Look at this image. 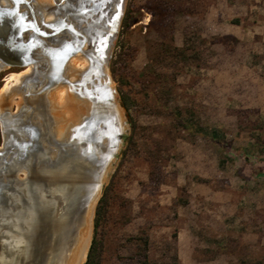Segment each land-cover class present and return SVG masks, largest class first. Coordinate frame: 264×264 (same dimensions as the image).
Instances as JSON below:
<instances>
[{
	"label": "rangeland",
	"instance_id": "rangeland-1",
	"mask_svg": "<svg viewBox=\"0 0 264 264\" xmlns=\"http://www.w3.org/2000/svg\"><path fill=\"white\" fill-rule=\"evenodd\" d=\"M108 53L128 132L95 264H264V0H124Z\"/></svg>",
	"mask_w": 264,
	"mask_h": 264
},
{
	"label": "water",
	"instance_id": "water-1",
	"mask_svg": "<svg viewBox=\"0 0 264 264\" xmlns=\"http://www.w3.org/2000/svg\"><path fill=\"white\" fill-rule=\"evenodd\" d=\"M72 2H83V6L75 10ZM90 2L95 3L89 7ZM123 4L124 0H70L64 8L65 12L68 10L67 17L73 22L85 10L89 13L101 11L102 23L99 25L102 29L99 32L95 28L93 30L97 25L94 22L88 25L89 30L80 32L68 26V38H73L75 34L81 37L86 34V40L94 44L92 39L101 37L94 45L95 52L106 38L109 40L102 47L105 49L108 46L105 54L100 48L99 65H107L110 58L108 52L123 17ZM20 15L14 9L8 12L7 8L0 5V66L33 68L34 76L23 83V87L28 90L24 98L26 103L36 84L41 85L46 80V85L34 95L44 93L47 98L53 88L68 83L60 76L62 66L80 52V48H71L64 53L68 45L65 39L68 38L56 39L57 44L49 46V53L53 58H56V52H60L61 56L56 61L57 69L52 70L48 59L44 62L33 59L32 52L35 49L46 58L47 55L42 42L25 34L29 27L16 24L21 19ZM43 35L41 32L40 36ZM57 35L56 31L51 36ZM97 71L104 76L101 66ZM95 74V70L90 69L85 79L91 81ZM79 85L94 105L68 136L58 139L51 132L52 118L46 98L43 103L45 113L42 115H34V111L28 114V109L21 110L16 120L5 123L4 144L0 151V264H61L66 250L73 247L80 230L88 222L90 210L94 216L104 183L112 173L125 143L128 121L125 113L121 114L120 119L119 113L109 109L113 105L114 91L111 93L107 85L96 90L85 89L83 83ZM96 92L101 93L102 104L97 103ZM39 164L48 166L45 172L37 171ZM20 174L24 176L23 179H19ZM89 248L90 244L88 251Z\"/></svg>",
	"mask_w": 264,
	"mask_h": 264
},
{
	"label": "bare ground",
	"instance_id": "bare-ground-1",
	"mask_svg": "<svg viewBox=\"0 0 264 264\" xmlns=\"http://www.w3.org/2000/svg\"><path fill=\"white\" fill-rule=\"evenodd\" d=\"M36 1L39 2L41 5L46 6V7L48 5H50L49 0H36ZM113 9L115 12L116 7L114 6ZM47 18L51 20V16H49ZM20 23L21 22L19 21L18 24H20ZM113 27H114V25H113ZM98 32L96 31V33H98ZM75 36H79V35L75 34ZM75 36H73V38L69 37L70 41L68 42V46L64 50V53H66L71 48H73V49H76L77 47L80 48V46L82 45L83 41L80 42V40H81L80 36H79L80 39L76 40L77 45L74 44V42H76V41L75 40L72 41V39H74ZM83 37L86 38L85 35ZM100 38L101 37H99V36L98 37L95 36L93 38V40H95V43H96L97 41L101 40ZM106 39L98 48H96L97 51L95 52V57H92L93 62L89 61L87 63L85 58H83L81 56H77V55H76V57L72 58L69 62L68 69L66 70V78L68 79V87L66 85H62L61 87H59L55 91V92H57L56 96L53 94H50L47 97L48 110H49V113L51 115L52 121L54 123L53 124L54 126L52 127V131L58 139H62L64 137H66L74 127L78 126L80 121L82 120V118L84 116H86V114L90 111L91 108H93V105H94L93 100L92 101L88 100L86 95L84 93H81V91H80V94L78 93L77 90L74 93L71 90L72 88H70L71 85L72 86L74 85L75 87L76 86L81 87V85H77V84L83 83V84H85V89H87V90H89V89L96 90V88H98V87H102L104 85H107V87L110 89L111 93L113 92L109 78H108V76L106 77V75H107L106 63L99 65L100 48L102 49V47L107 45L109 42V40L107 41ZM103 49L101 51H104V54H105L108 50V46L104 50ZM44 52H45V50H44ZM49 52H50V50L47 49L46 53H48V55L51 58L52 56H51V53H49ZM59 54H61V53L56 52L54 56H56V58L58 59ZM56 58L52 57L53 60L51 59L49 61V67L50 68L52 67L51 68L52 70L57 69V66H58L57 62L58 61ZM50 63H51V66H50ZM4 66H6V65H4ZM99 66H101V70L103 71L104 76L98 74L97 70H98ZM90 69H94L96 74L92 76L91 81L90 80L87 81L85 79V76H86V73ZM32 71L33 70L31 67H27L22 73L14 76L11 79L12 84H10L9 82L6 84L4 91L0 94L1 109L4 106V103L6 101L8 102V104L11 105L12 102L14 101V98L18 99V101L16 102V105L20 108V106L22 105V101H20L19 98L22 95V89H23L22 86H23L24 80L27 79L26 77L30 76L31 73H33ZM112 95H113V103H112L113 105L111 107H109V109H112L115 113H119L120 119H121V112L119 109V105L117 104L116 97H114L113 93H112ZM101 97H102L101 93L96 92L97 103H101L100 102ZM92 209H93V207H92ZM91 215H92V210H90V212L88 214V222L91 218ZM88 222L86 223L85 227L80 230L78 238L75 240L73 247L71 249L66 250V254H65V256H63V261L61 262V264H83L84 263V261L86 259L88 247L90 244V239H91V229H90V226L89 227L87 226Z\"/></svg>",
	"mask_w": 264,
	"mask_h": 264
},
{
	"label": "flooded vegetation",
	"instance_id": "flooded-vegetation-1",
	"mask_svg": "<svg viewBox=\"0 0 264 264\" xmlns=\"http://www.w3.org/2000/svg\"><path fill=\"white\" fill-rule=\"evenodd\" d=\"M69 1L70 0H49L50 5H48L49 7L48 6L46 7V6L41 5L36 0H19V1L18 0H16V1H14V0H0V5L3 8H7L8 12L11 11L12 9H14L17 13L21 14L20 15L21 19L18 20V22L20 21L21 23L20 24L16 23V24L18 26H22V27H25V25L28 26L30 28V30L28 28V30L26 31L25 34L26 35H30V36L32 35V36L35 37L34 39H36L37 41L42 42V47L45 50L44 53H45V55H47V58H46V56H42L43 54L40 53V51L38 49L37 50L35 49L32 52V57H33L34 60H39V61H43L44 62L47 59H48V61L51 60V58L48 55V53H46L47 49L50 50L49 46H53V45L57 44L56 39H59V38H62V37L68 38V26H71L74 29V31L80 32L82 30H84V31L85 30H89L88 29V25L91 22L92 23L94 22L97 25L95 27H93V30H94V28L97 29V31H100V29H102L101 25H99V24L102 23V21L100 20L101 19L100 18V12H101L100 10H96L95 12H91V13H89V12H87V10H85L84 14L80 15L79 17H77L76 21H74V22L72 21V19L69 16L67 17L68 10H67V12H65L64 8L67 6ZM97 1L99 2V0H96V2ZM72 3H74V2H72ZM94 3L95 2H92V3L90 2V5L88 4V6L90 7ZM74 4H75V7H74L75 10L77 8H80V7L83 6L82 5L83 2L82 3L81 2H79V3L75 2ZM88 6H84V7H88ZM92 8H94V6ZM89 14H90V17H88ZM49 16H51V20L47 18ZM48 25H49V27H48ZM63 27H64V30L62 31L61 29ZM56 31L58 32L57 37L56 36L52 37L51 35H53V33H55ZM35 32H37L36 35H35ZM38 32L40 34L42 32L44 35L40 36V34H38ZM23 34H22V37H23ZM84 35L86 36V34H83V36ZM86 38H88V36H86ZM86 38H84V37L82 38L81 37L80 41H83V43L80 46V52H78L73 57H71L66 62V64L62 66L60 76H62L63 79H66L67 82H68V79L66 78V70H67L68 62L72 58L76 57V55H77V56H81V57L85 58L87 63L89 61L93 62L92 57H95L94 45L96 46V43H95V40L93 41V39H92V41L94 43V44H92V42L86 40ZM78 39H80L79 36H75L74 39H72V41H74V40L76 41ZM65 41L68 43L70 41V39L69 38L65 39ZM74 44L77 45V41L74 42ZM96 48H98V47H96ZM90 54H93V56L90 57ZM59 57H60V54H59ZM59 57H58L57 60H59ZM42 64L43 63H39V65H42ZM2 65L0 66V72L1 71H6V70L9 71V70H15V69L18 70V69H20L19 72L21 73L22 71H24L27 68V67L26 68L10 67V66H4V65L2 66ZM32 70H33V68H32ZM32 76H34L33 73H31L30 76H27L26 77L27 79H25L24 81L28 80ZM79 84L80 83H78L77 85H79ZM45 85H46V80L41 85H39V84L34 85V87H32V96L28 97V100H26V103L24 102V98L26 97V94H28V90L22 86L23 87V89H22V105L20 106L19 110L15 114H10V113H7V112L3 113V114H0V136H1L0 151L2 150V147H3V144H4L3 128L5 126V123H8L9 121H12L14 119L16 120L17 119L16 115L20 114L21 110H27L28 109L27 110L28 114L31 113V111H34V115L38 114V113H40L42 115L43 113H45L44 112L45 111V109H44L45 105L43 104L45 102V100L47 99L45 97V94L43 93V94H38L36 96L34 95V94L38 93L39 92L38 90L43 88ZM61 85H66L68 87V83H63ZM76 87L74 85L73 86L71 85L70 88H72L71 90L74 93L76 92V90L77 91H81V93H84L83 90L81 89V87H79V86H76ZM28 105L30 107H32L33 110H30ZM50 117H51V115H50ZM53 124L54 123L52 121V125H51V132L52 133H53L52 127L54 126ZM47 168H48V166L39 164V165H37L36 169H37L38 172H41V171L45 172V170Z\"/></svg>",
	"mask_w": 264,
	"mask_h": 264
},
{
	"label": "trees",
	"instance_id": "trees-1",
	"mask_svg": "<svg viewBox=\"0 0 264 264\" xmlns=\"http://www.w3.org/2000/svg\"><path fill=\"white\" fill-rule=\"evenodd\" d=\"M105 201H106V198H105V196H103L100 199L99 204L102 203V206H104ZM102 206H101V208H98V210H96V215L97 216H99V214H100L99 212L103 208ZM95 227H97V223H95ZM94 252H95V242H93L91 247L89 248V252H88V255H87V261H86L85 264H95V262H94Z\"/></svg>",
	"mask_w": 264,
	"mask_h": 264
},
{
	"label": "snow or ice",
	"instance_id": "snow-or-ice-1",
	"mask_svg": "<svg viewBox=\"0 0 264 264\" xmlns=\"http://www.w3.org/2000/svg\"><path fill=\"white\" fill-rule=\"evenodd\" d=\"M4 15H7V13H5Z\"/></svg>",
	"mask_w": 264,
	"mask_h": 264
}]
</instances>
